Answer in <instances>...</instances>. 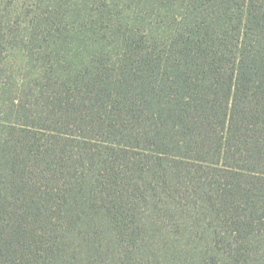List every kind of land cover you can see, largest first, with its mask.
<instances>
[{
	"label": "trees",
	"instance_id": "1",
	"mask_svg": "<svg viewBox=\"0 0 264 264\" xmlns=\"http://www.w3.org/2000/svg\"><path fill=\"white\" fill-rule=\"evenodd\" d=\"M21 2L0 264H264V0Z\"/></svg>",
	"mask_w": 264,
	"mask_h": 264
},
{
	"label": "rangeland",
	"instance_id": "2",
	"mask_svg": "<svg viewBox=\"0 0 264 264\" xmlns=\"http://www.w3.org/2000/svg\"><path fill=\"white\" fill-rule=\"evenodd\" d=\"M68 1H71L72 3H78L77 2V0H68ZM24 2H26V3H28V7L30 8L29 9V11H35L36 10V15H39V14H42V12H43V8H40V7H43V3H44V0H22V2L21 3H24ZM75 4V5H76ZM35 5H36V7H35ZM72 6V5H71ZM11 9V8H10ZM71 9H73V8H67V10L68 11H72ZM47 17H49V15L47 14L46 15ZM17 16L16 15H12V18H10L11 19V22H12V20H14V18H16ZM51 21V20H50ZM39 23H41V21L40 22H37V21H34V24H39ZM35 26H37V25H35ZM37 32H38V35H39V38L41 37V29H40V27L38 26V29H37ZM12 55V54H11ZM146 258V257H145ZM138 259V257L135 259V261ZM146 261H142L141 259H140V263L141 264H146L145 263ZM151 263H152V261H150Z\"/></svg>",
	"mask_w": 264,
	"mask_h": 264
}]
</instances>
